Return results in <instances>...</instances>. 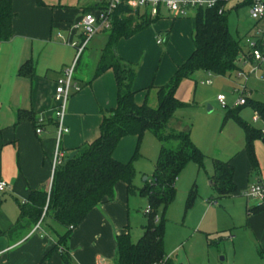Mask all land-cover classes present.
I'll use <instances>...</instances> for the list:
<instances>
[{"label": "crops", "instance_id": "0c3cea01", "mask_svg": "<svg viewBox=\"0 0 264 264\" xmlns=\"http://www.w3.org/2000/svg\"><path fill=\"white\" fill-rule=\"evenodd\" d=\"M40 1L41 4L37 0H12L11 36L0 43V181L7 184L4 192L11 196L3 201L0 196V264H66L62 253L70 264H116L117 235H131L138 209L147 204L144 195L128 194L126 184L122 182L115 185L111 200L96 205L72 229L50 221L41 222V219L33 224L29 218H19L18 205L26 201L31 190L48 191L50 188L56 142L52 111L55 81L61 69L73 60V44L82 39V30L76 25L85 11L96 4L90 0ZM136 10L145 13L143 9L133 11ZM188 10L184 16L175 17L161 8L147 27L118 40L116 55L136 68L132 83L136 104H156L157 89L166 85L177 67L191 55L195 12ZM158 38L160 43H157ZM105 41L103 32L91 38L87 45L91 44L90 48L96 47L98 51L89 54L95 60L94 69L90 74L82 73L75 78L80 89L72 92L67 102L63 122L69 131L59 144L65 155L96 139L103 117L116 105L113 71L109 69L93 76ZM27 61L31 67L21 74L19 68ZM20 110L27 111L24 116L30 117L16 123ZM37 127L41 128L40 133H36ZM171 127L180 130L183 124L173 116ZM181 130L189 131L187 125ZM257 141L256 177L240 187V177L234 169L233 181L239 191L235 190L229 196L242 195L245 198V229L251 237L249 243H245V251L249 254L241 252L244 264H256L253 249L264 264V209L251 212L259 201L244 195L249 186L264 182L261 146L264 143ZM136 146V137L126 136L117 144L113 156L118 161L127 162ZM149 178L135 177L134 184L142 187ZM38 222L39 226L35 228ZM142 227L141 234L136 233L138 238L142 235ZM230 240L235 246L237 236L230 237Z\"/></svg>", "mask_w": 264, "mask_h": 264}, {"label": "trees", "instance_id": "16d2710c", "mask_svg": "<svg viewBox=\"0 0 264 264\" xmlns=\"http://www.w3.org/2000/svg\"><path fill=\"white\" fill-rule=\"evenodd\" d=\"M126 1L121 0L111 13L109 29L102 31L106 41L93 73L96 77L106 70L113 71L116 105L103 117L99 136L76 148L74 156L68 160L71 152L67 153L54 168L49 190H31L26 201L19 203V218H29L33 224L41 219V222L50 221L66 229L69 226L75 227L96 205L111 200L115 185L122 182L126 184L128 194L137 192L146 197L150 211L146 214L147 223L142 227V235L136 241L131 240L129 233L117 235L116 264H171L164 250V220H155L156 211L159 205L167 206L173 200L175 184L185 164L193 161L202 168L205 160L187 130L171 127L174 112L181 105L175 92L178 84L196 70L203 69L216 75L237 71L242 49L226 26V0H217V4L211 8L197 7L191 55L177 67L168 83L157 89L156 107L145 102L138 105L134 101L132 89L135 65L121 60L116 55L115 47L120 38H128L139 32L154 18L147 13L133 11ZM105 6V1L101 0L88 11L103 9ZM220 8L222 12H219ZM12 16V0H0V43L11 36ZM30 67L27 61L21 65L19 72L23 74ZM245 98V104L250 105L263 126L254 128L242 120L238 116L240 106L235 111H227L225 119L231 116L241 126L251 169L257 171L254 142L260 140L264 143V102ZM24 114L28 112H18L16 123L29 119L30 116ZM145 132L159 141L160 148L150 178L142 187H136L134 160L138 156L137 148ZM126 136H135L137 146L131 158L121 162L114 158L113 153L119 141ZM211 160L213 174L209 181L216 198L232 195L236 190L233 165L228 160ZM212 200L208 199L207 202ZM262 209L264 203L254 206L250 211ZM67 234L62 235L60 241ZM211 243L208 241V245ZM61 255L65 263L70 264L64 253Z\"/></svg>", "mask_w": 264, "mask_h": 264}, {"label": "rangeland", "instance_id": "374dc122", "mask_svg": "<svg viewBox=\"0 0 264 264\" xmlns=\"http://www.w3.org/2000/svg\"><path fill=\"white\" fill-rule=\"evenodd\" d=\"M90 1L95 4L99 0ZM224 7L227 29L243 52L247 50L245 39L254 35L256 27L261 23L256 24L250 17L249 5L244 0H228ZM188 11L195 12L196 8ZM90 45H87L80 56L75 78L82 73L90 74L94 69L95 60L89 54L91 51L97 54L98 51L96 47L90 48ZM237 68L245 75L237 77L236 70L216 75L199 69L177 86L176 97L181 105L174 112V118L183 124L181 129L187 125L192 142L200 149L205 160L202 168L193 161L185 164L176 181L173 200L167 206L159 205L156 211L155 217L164 220V250L170 257L171 264H244L241 252L249 254L245 251L248 238L251 237L245 229V198L242 195L216 198L209 181L213 174L211 158L230 160L235 173L240 177V187L246 181L251 182L257 175V171L250 166L241 126L231 116L225 119V115L227 111H235L239 107L236 103L239 97L264 102V80L260 70L248 75L253 68L250 62L239 61ZM207 80L211 82L207 83ZM243 85L249 91L245 95L240 93ZM217 95L224 96L225 105L217 101ZM156 105L157 103H152L153 107ZM238 116L254 128L263 126V122L255 118L256 114L249 104L240 105ZM257 143L256 140V160ZM261 146L264 151V145ZM159 148V141L145 132L137 148L138 156L134 160L136 179L151 176ZM238 191L236 183V192ZM0 196L2 201L4 198L11 199L6 192H0ZM208 198L213 200L208 203ZM147 206L143 204L138 209V217L130 233L134 241L141 234L140 227L147 223L144 213ZM232 236H237L235 246L230 240ZM208 241L212 243L208 245ZM252 252L256 257L255 263L259 261L262 264V258L255 249Z\"/></svg>", "mask_w": 264, "mask_h": 264}, {"label": "built area", "instance_id": "2783aa9c", "mask_svg": "<svg viewBox=\"0 0 264 264\" xmlns=\"http://www.w3.org/2000/svg\"><path fill=\"white\" fill-rule=\"evenodd\" d=\"M105 8L96 9L95 11H88L82 15L81 20L78 22L76 27L81 28L82 39L74 43L75 54L72 62L61 69L60 76L55 81V87L53 92V107L52 111L55 119L56 127V142L55 149L52 158V173L54 168L59 165L65 158V154L60 149V141L64 134L68 133V128L64 124V115L67 106V102L72 92L79 91L80 87L75 80V70L79 62L80 56L85 50L88 42L91 38L110 27V16L113 10L120 4L121 0H104ZM228 0H226L227 2ZM238 1V0H237ZM240 1V0H239ZM249 5L250 17L261 25L256 27V32L252 36H248L245 39L246 52L240 54L238 62L243 61L244 63L250 62L253 66L252 70L248 73L251 74L257 70L261 71V78L264 80V0H244ZM127 5L132 9H143L151 18H156L161 8H165L166 11L172 16H184L186 11L190 8H211L217 4V0H127ZM222 12V8L219 9ZM161 39H157V43H160ZM245 73L242 70H237L236 76L242 77ZM245 76V81L248 78ZM210 81H207L209 83ZM247 92L246 85L241 87L240 93L245 95ZM217 100L221 105H225L224 96L217 95ZM246 102L245 97H239L236 103L244 105ZM257 118V115L255 117ZM42 120H40L41 122ZM36 133L41 132V128H36ZM7 188V184L4 181H0V192H4ZM244 195L250 199L258 200L259 204L264 203V182H258L249 186ZM150 211V207L147 206L144 213L147 214ZM155 220L157 218L155 217ZM39 222L35 228H38ZM69 226V229H72Z\"/></svg>", "mask_w": 264, "mask_h": 264}, {"label": "water", "instance_id": "95a60500", "mask_svg": "<svg viewBox=\"0 0 264 264\" xmlns=\"http://www.w3.org/2000/svg\"><path fill=\"white\" fill-rule=\"evenodd\" d=\"M74 154H75V152H74V151H72V152L69 154V156L67 157V160H68V159H70L71 157H73V156H74Z\"/></svg>", "mask_w": 264, "mask_h": 264}]
</instances>
